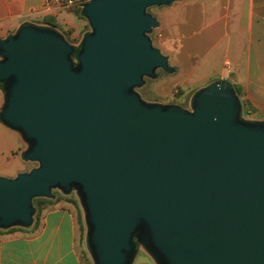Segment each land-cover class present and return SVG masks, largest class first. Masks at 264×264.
I'll use <instances>...</instances> for the list:
<instances>
[{"label":"water","instance_id":"95a60500","mask_svg":"<svg viewBox=\"0 0 264 264\" xmlns=\"http://www.w3.org/2000/svg\"><path fill=\"white\" fill-rule=\"evenodd\" d=\"M174 1L88 0L79 48L34 24L0 40V120L38 162L0 176L1 229L32 225L34 198L76 188L96 264H131L135 237L161 264H264V119L245 118L224 79L192 109L136 91L175 70L148 11Z\"/></svg>","mask_w":264,"mask_h":264},{"label":"crops","instance_id":"0c3cea01","mask_svg":"<svg viewBox=\"0 0 264 264\" xmlns=\"http://www.w3.org/2000/svg\"><path fill=\"white\" fill-rule=\"evenodd\" d=\"M179 1L183 3L172 8L171 5H164L165 9H169L171 16L176 15L174 9L183 8L187 2L188 9H204L203 14H192L194 18H203L204 27L210 29L205 56L216 55L219 41L224 40V54L222 58L213 56L208 62L210 68L217 69L213 70L215 74L219 78H228L232 86L241 87V95H237L243 109L244 103L251 107L249 119H264V0ZM78 10L61 7L53 0H0V40L15 34L24 24L53 27L45 21L49 18L59 27L53 28L64 37L62 30H71L70 37L74 42L70 43L77 47L81 43L79 32L86 22L79 17ZM166 23L167 26L163 28L166 37L177 36L176 28L170 27L168 21ZM168 48L159 49L170 55ZM227 60L231 63L228 70L225 66ZM0 89L3 91L2 86ZM0 124L5 125L1 120ZM12 130L20 140L12 154L27 165L30 160L23 157L27 143L17 130ZM27 167L0 176L15 177L20 172L28 171ZM78 225L75 210L62 199L42 213L35 231L14 230L0 234V264H84L77 246Z\"/></svg>","mask_w":264,"mask_h":264},{"label":"rangeland","instance_id":"374dc122","mask_svg":"<svg viewBox=\"0 0 264 264\" xmlns=\"http://www.w3.org/2000/svg\"><path fill=\"white\" fill-rule=\"evenodd\" d=\"M183 2L174 1L170 7L174 5H181ZM188 3L184 4L183 8L174 9L176 15L171 16L169 9H165L164 5L151 6L148 11L157 17L159 25L153 29L150 33V37L154 46L161 48V50H170L169 63L175 68L174 72H167L163 69H158L157 76L155 78L146 77L144 85L136 87V91L140 96L148 102H159L163 104H178L187 109H192L191 103L195 94L207 86L208 84L224 79L227 82L230 80L226 77L219 78L209 66L211 58L223 56V43L219 41L215 50L216 55H206L208 36L210 32L209 28H205L204 19L193 14L196 12L202 13L204 9H188ZM203 14V13H202ZM84 19L85 25L81 32H79V41H82L86 33L92 31V27L89 24L86 17ZM166 21L169 22V26L173 29L176 28L177 36L167 38L164 31V26H167ZM182 35V37H179ZM185 36V37H184ZM74 42V40H73ZM188 46V47H187ZM78 48L80 43H78ZM214 52V53H215ZM192 55V56H191ZM194 56L196 58H194ZM200 59V60H198ZM209 62V63H208ZM209 66V67H208ZM3 102V91L0 89V104ZM245 118L248 117L243 113ZM20 140L17 133L8 128L5 125L0 124V174L13 171L17 168H24L27 166V170H30L38 165V162L30 161L29 164H25L20 157L13 155L12 150L19 146ZM26 148V145H25ZM53 197H63L75 210L77 218H80L78 225L77 246L84 264H96L95 257L92 253L88 242V227L85 217V211L81 202L79 191L75 188L70 193L66 194L59 188L53 189ZM47 198V197H42ZM37 202L33 201V207L35 209L33 215V221L36 218V212L38 210ZM21 227V226H15ZM83 227V229H81ZM1 229V228H0ZM135 242V256L131 264H161L155 257L154 253H151L149 249L139 240L134 238Z\"/></svg>","mask_w":264,"mask_h":264},{"label":"trees","instance_id":"16d2710c","mask_svg":"<svg viewBox=\"0 0 264 264\" xmlns=\"http://www.w3.org/2000/svg\"><path fill=\"white\" fill-rule=\"evenodd\" d=\"M78 15L79 17H85L83 14V10L79 9L78 10ZM46 22H48L49 24H51L53 27L55 28H59L58 25L53 22L51 19L46 18L45 19ZM63 34L65 35V38L69 41V42H73L74 39H72L70 37L71 34V30H62ZM234 89L236 90L238 95H241L242 89L240 86L233 84ZM243 113H245L247 116H250L252 114V109L250 106H248L247 104L244 103V109H243ZM64 199L63 197L59 196V197H51V198H42V197H37L34 198L33 201L37 202V206H38V210L36 212V218L34 219L33 223L31 226L29 227H11V228H7V229H0V234L1 233H5V232H11L14 230H22V231H35L38 226H39V220L40 217L42 215V213L44 211H46L47 209L51 208L52 206L56 205L60 200ZM78 222H80V218L78 217ZM81 229H83V227H81ZM142 264H148V263H142Z\"/></svg>","mask_w":264,"mask_h":264},{"label":"built area","instance_id":"2783aa9c","mask_svg":"<svg viewBox=\"0 0 264 264\" xmlns=\"http://www.w3.org/2000/svg\"><path fill=\"white\" fill-rule=\"evenodd\" d=\"M56 4L64 8H78L83 9L84 5L88 0H53ZM230 61L225 62L227 70L230 68Z\"/></svg>","mask_w":264,"mask_h":264}]
</instances>
